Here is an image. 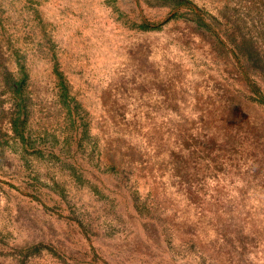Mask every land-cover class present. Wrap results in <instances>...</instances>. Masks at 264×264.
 Segmentation results:
<instances>
[{"label": "rangeland", "instance_id": "obj_1", "mask_svg": "<svg viewBox=\"0 0 264 264\" xmlns=\"http://www.w3.org/2000/svg\"><path fill=\"white\" fill-rule=\"evenodd\" d=\"M0 264H264V0H0Z\"/></svg>", "mask_w": 264, "mask_h": 264}]
</instances>
